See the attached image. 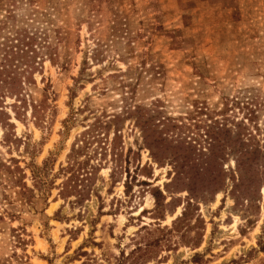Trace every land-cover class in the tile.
I'll list each match as a JSON object with an SVG mask.
<instances>
[{"label": "rangeland", "instance_id": "374dc122", "mask_svg": "<svg viewBox=\"0 0 264 264\" xmlns=\"http://www.w3.org/2000/svg\"><path fill=\"white\" fill-rule=\"evenodd\" d=\"M16 5L62 28L67 64L45 59L27 91L43 122L5 99L0 162L18 160L31 189L47 162L54 186L28 203L0 175V264H264V0ZM99 120L91 154L115 146L119 165L93 157L76 204L58 173Z\"/></svg>", "mask_w": 264, "mask_h": 264}, {"label": "trees", "instance_id": "16d2710c", "mask_svg": "<svg viewBox=\"0 0 264 264\" xmlns=\"http://www.w3.org/2000/svg\"><path fill=\"white\" fill-rule=\"evenodd\" d=\"M29 12V16L38 15L39 12L32 5L37 0H0V9L6 10L7 14L4 16V21H0V118L5 115L6 109L4 103L5 99L9 97H16V101L12 106L16 109L15 115L20 117L24 115L28 107H32L33 116L38 122H43L47 108L44 101L36 102L34 98H27V91L30 87L35 85L34 76L40 69H43L45 59H50L52 63H61L62 67L67 64V60L60 55L59 47L64 40V32L62 28L50 29V26L37 25V20L29 21L24 16H17L16 8L18 3ZM51 6L52 12L57 10L53 3ZM53 31V33H52ZM55 34V35H54ZM101 48L102 45L99 44ZM103 50H97L95 58L99 59ZM8 119L10 115H8ZM94 129H89L80 137L83 138L81 143H74L69 154V161L67 166H62L58 174L64 175V180L60 184V196L63 198H70L75 196L74 203L81 204L86 201L88 195L87 182L93 176L96 170L102 167L101 162L97 164H90L93 157L101 155L106 157L108 152H112V162L119 165V154L116 152V147L105 144L100 148L91 150V139L95 137L97 128L102 127V122H97ZM221 132L223 130L221 129ZM117 130L114 137L117 136ZM208 138V133L205 134ZM240 138V137H239ZM115 140V139H114ZM113 140V142H114ZM264 148L259 147L254 152H261ZM101 150V152H99ZM82 155H86L88 160H80ZM18 160L11 158L8 162H0V175L6 182L17 186L21 189V194L28 203L31 198L35 197V191L38 190L41 195L54 186V179L49 180L48 163L43 167H36L32 170L34 180V188L27 186L25 179V171L18 165ZM115 169V168H114ZM3 170V172H2ZM90 194V193H89ZM1 215L0 220L5 222ZM15 241L22 244L25 240L13 230Z\"/></svg>", "mask_w": 264, "mask_h": 264}]
</instances>
